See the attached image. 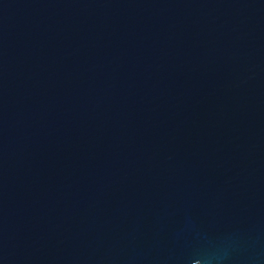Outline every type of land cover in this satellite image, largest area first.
Listing matches in <instances>:
<instances>
[{"label":"water","instance_id":"obj_1","mask_svg":"<svg viewBox=\"0 0 264 264\" xmlns=\"http://www.w3.org/2000/svg\"><path fill=\"white\" fill-rule=\"evenodd\" d=\"M0 264H264V0H0Z\"/></svg>","mask_w":264,"mask_h":264}]
</instances>
